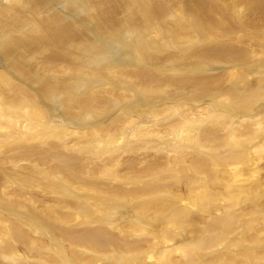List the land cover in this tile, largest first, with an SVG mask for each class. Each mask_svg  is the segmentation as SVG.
Wrapping results in <instances>:
<instances>
[{
  "label": "bare ground",
  "instance_id": "bare-ground-1",
  "mask_svg": "<svg viewBox=\"0 0 264 264\" xmlns=\"http://www.w3.org/2000/svg\"><path fill=\"white\" fill-rule=\"evenodd\" d=\"M0 121L29 137L0 145V264H26L22 249L55 257L44 242L87 253L62 263L154 264L155 232L160 261L171 246L184 261L230 248L247 237L235 188L264 176V0H0ZM156 190L179 193L183 221L203 217L210 238L173 239L183 223L155 220L171 208Z\"/></svg>",
  "mask_w": 264,
  "mask_h": 264
},
{
  "label": "rangeland",
  "instance_id": "rangeland-1",
  "mask_svg": "<svg viewBox=\"0 0 264 264\" xmlns=\"http://www.w3.org/2000/svg\"><path fill=\"white\" fill-rule=\"evenodd\" d=\"M0 124H2L3 126H6V123H4V121H0ZM9 134H10V136H6V134L3 132V130L2 131L0 130V140H2L0 142V145L2 147H8V146H10V148H11V147H14L15 145H17L19 143H26L28 141V139H29L28 136H26L24 134L22 135L21 132H14L13 131V132H10ZM75 146H77V147H75V148H77V149H75V151H79L80 154H83L84 155V159L87 161V159H88L89 156L86 154V152H90L91 151V149L87 146V143L86 142H80V143L77 142L75 144ZM14 151L15 150H10V152H14ZM77 170L82 173V177H84V178L88 177L89 168L87 167L86 163L79 165L78 168H77ZM222 171H224V170H222ZM59 174H60V172H59ZM253 175H255V173ZM46 178H50V177H46ZM254 178H256V177H254ZM254 178L252 180L250 179L249 181L254 182ZM57 179L58 178L55 177V180H57ZM263 179H264V176L261 178V180L263 182H260L261 185L258 186L259 189L256 192L255 191L253 192V190H250L248 193H244L242 191V193H241L242 195H241L240 192H239L240 191L239 188H237V187L235 188L234 187L236 189V193L239 196L238 197V202L240 200L239 203H240V207H241V212L239 213L240 216L238 215V219L240 217L239 221H241V222H239V225L236 226V227H238V229L235 228V235H237V236L239 235L238 237H241V236H243L244 234L247 233L248 235L247 234L245 235L247 237H244V239H243V237L239 238L238 241H235L236 244H233L234 246H231L230 248H227V249L225 248L226 247V243H224V242H221V243H218V244L217 243L216 244H211V246H209V245H207V246H200L197 249L196 248H193V252H195L196 255L193 253L192 256L190 258H188V259H185V261L183 260V256L188 257V255L179 252L181 255L180 256H177L178 253L175 254V250L171 246L169 253H167L164 256V259L162 261H160L161 256H162V251H163L164 243L161 240L162 234L159 233V232H155V234H153V236H155V238H154L152 244L156 248H154V250L151 251V254L156 253V250H157V252L159 253V255H157L155 257H152V260L149 261V262L150 263H154V264H182L181 262H183L184 264H188V262H189V264H222L223 262H225V259H226L225 258L226 257V254L224 253L225 252V249H226V253L228 251H230L227 255H230V256L233 255L236 258L235 259H232V260H227L226 259L225 264H231V262H233L232 264H264V237H263V235H264V226L262 225V224H264L263 223L264 222V214H263L264 210H261V209H264V180ZM29 180L28 181L24 180L25 183L24 182L23 183L25 184V186L31 187L33 185V179H29ZM60 180L62 181V184L68 186V188L71 191L74 190V188L71 185L65 184V182L62 179H60ZM261 187H262L263 191H262ZM161 190L162 189H160V191ZM160 191H157V192L160 194L161 197H158V195L155 194V198L156 199L154 198L155 199L154 201L156 202V204L159 203V204H162V205L163 204L166 205V203H168V204H170L171 208H170V210L168 209L169 211L168 210L163 211L161 213L162 215L159 214V215H161V217L160 216H158V217L156 216L155 217V220H158L157 222H159L160 225H162V227H163V225L165 223L164 221H167V219L173 213H177L175 216H172V217L176 220V222L183 223V224H181L179 230L176 229V230L172 231L173 239L176 240V238L174 236L177 237V235H178L180 237L179 240H181L182 243H184L185 245H187V247H190V246L193 245V242L192 241H194V240H196V241L198 240L197 242H199V241L208 240L210 238L209 236H206L207 234H204L203 235L204 232H201V230H203V228L201 227V225L203 224V217L200 218L201 217L200 215H199L200 216L199 217L200 219L197 218V217L193 218L192 217V215H193L192 213L193 212H190V214L188 213V215H187V219L189 220L191 217L192 218H191L190 221H188V224H186V221H183L186 218L183 216V214L181 212H178V211H181L183 209H188L189 207H187V205L184 204L183 201L177 200L178 198L182 197L179 193L176 192V194L179 195L178 198L175 197V196H170V197L168 196L167 197L165 195L163 196L161 194L162 192H160ZM75 193H81V192H75ZM87 193H90V190H88ZM88 196L89 195H86L85 198H87ZM256 196H258V198ZM64 197L66 199H71V197H69V196H64ZM162 197H163V199H162ZM160 201L162 203H160ZM86 202L88 203V205H89L90 208H93L94 207V204L92 202V197L88 198V200ZM130 202L132 203V201H130ZM143 202H145V201H137V203H143ZM198 202L199 203L197 205V208H200V207L201 208L198 209L197 211H198V213H200L199 210H202L201 211V213H202V212H204V208L203 207H204V205H206V203H204V200H202V199L201 200H198ZM181 204L184 205V206H181ZM199 204H202V205H199ZM179 206H181V208ZM39 208L40 209H43L44 207L40 205ZM86 211L87 210H85V213L86 214H89V212L88 211L86 212ZM134 212L135 211H133V209H131V213H134ZM165 212L167 214H165ZM178 213H179V215H178ZM241 214H243V215H241ZM244 216H246V217H244ZM176 217H177V219H176ZM251 217H254V218H251ZM250 218H251V220H250ZM244 221H246V222H244ZM250 221H251V223H250ZM249 223L251 225H249ZM38 224H40V223H38ZM57 224H61V227L67 228V229H74V228H77L78 227V225L75 226V225H73V223H69V222L68 223L57 222ZM45 226L46 225H42V227H45ZM65 226H70V227H65ZM245 226H248V227L246 228ZM253 227H254V229H253ZM256 228H258L259 230H257ZM47 229L48 228H46V230ZM48 230H50V229H48ZM256 230L257 231H260L261 233H263V234L260 233L261 237L260 238H257V239H260V240H261V238H263V239H262L261 242L259 240L257 241V239H255L254 240L256 242L255 243L253 240L252 241L250 240L251 237L249 235H251ZM155 231H158V230H155ZM49 232H51L53 234L52 231H49ZM176 232H178V233H176ZM136 236L137 235H133V238H135ZM51 239H59V238L56 237V238H51ZM61 241L62 240L59 239V242H61ZM61 243H63V242H61ZM222 244H224V245H222ZM61 246L62 247L59 248L58 245L55 244L54 247H53V249H49L48 242L47 243L44 242V246L42 247L41 250L43 252H45V253H50L52 255L56 254L55 257H50V256H47L46 254H27V252L22 249V251H21L22 252V254H21V261L20 262H23V263H26V264H68V262L67 263H62V261L60 259H64V260H67L68 261L69 260L68 259V254H69L70 257H73V259L76 258V256H78V257H81L82 256L83 257V256H86L87 255V253H84V251L81 252L82 250H79L77 248H75L74 253L71 252L73 254L67 253L68 252L67 251L68 249L66 248V245H64V243H63V244H61ZM194 249H196L197 251L194 250ZM237 252H239L241 254H238ZM260 252H262L263 254L260 253ZM197 253L199 255H197ZM259 253L261 254V256H260ZM2 254L4 256V253H2ZM57 254L60 255V258L57 256ZM74 254H76V255H74ZM0 255H1V253H0ZM23 255H25V256H23ZM255 255L256 256L258 255V256L255 257ZM158 256H160V259H159ZM204 256L206 258L207 257H210V259L207 258V260H206ZM223 256H224V258H223ZM1 257L2 256H0V258ZM258 258H260L263 263ZM121 260L122 261H120V260L118 261L119 264H125V263L126 264H141L140 262L138 263V260H135V259H132V258L129 259V257L127 258V262L124 259H121ZM256 260L257 261L259 260V261L257 262ZM145 262H148V261H146V259H144V263ZM77 264H84V263H81V262H78L77 261Z\"/></svg>",
  "mask_w": 264,
  "mask_h": 264
}]
</instances>
